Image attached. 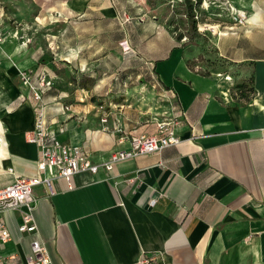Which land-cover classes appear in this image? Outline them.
I'll list each match as a JSON object with an SVG mask.
<instances>
[{
	"label": "crops",
	"instance_id": "obj_1",
	"mask_svg": "<svg viewBox=\"0 0 264 264\" xmlns=\"http://www.w3.org/2000/svg\"><path fill=\"white\" fill-rule=\"evenodd\" d=\"M93 1L34 0L45 21L55 7L64 20L91 11L98 12L97 22L113 18ZM240 5L247 23L213 39L218 63L210 74L190 68L182 46L153 65L177 104L172 127L182 142L118 162L111 172L77 174L71 189L63 180L52 182L53 192L36 187L39 233L21 234L20 213H6L11 241L0 249V264H14V255L24 261L35 238L52 264H139L145 256L155 264H264V0ZM5 29L12 33L10 25ZM6 42L0 46V137L6 143L0 187L19 176H45L37 168L39 150L26 138L36 108L20 80L42 51L19 41L6 51ZM241 85L246 95L253 89L249 99L238 91ZM73 98L75 104L64 105L62 96H44L49 129L96 164L128 150L132 137L158 135L156 127L138 126L131 117L103 113L87 95ZM122 136L127 140L120 143Z\"/></svg>",
	"mask_w": 264,
	"mask_h": 264
},
{
	"label": "rangeland",
	"instance_id": "obj_2",
	"mask_svg": "<svg viewBox=\"0 0 264 264\" xmlns=\"http://www.w3.org/2000/svg\"><path fill=\"white\" fill-rule=\"evenodd\" d=\"M191 1L197 30L190 33L193 19L187 0H94V6L113 17L101 22L94 18L96 11L87 18L64 20L56 7L45 21V11L34 0H0L3 27L12 28L3 48L12 51L19 41L32 51H42L26 72L45 73L53 81V89L45 97L62 96L68 105L79 92L101 111H116L137 121L138 126L151 125L158 131L164 124L177 122L178 108L157 77L155 62L182 46L190 68L210 74L209 69L218 63L213 39L236 26L233 13L242 11L241 0ZM29 18L32 22H27ZM20 80L29 93L22 76Z\"/></svg>",
	"mask_w": 264,
	"mask_h": 264
},
{
	"label": "built area",
	"instance_id": "obj_3",
	"mask_svg": "<svg viewBox=\"0 0 264 264\" xmlns=\"http://www.w3.org/2000/svg\"><path fill=\"white\" fill-rule=\"evenodd\" d=\"M232 9L234 10V8ZM248 18L249 14L246 12L233 13V20L237 26L245 25ZM3 24L4 14L0 13V46L7 40ZM213 31L215 34L218 33L217 30ZM221 34L222 32H219V35ZM21 76L31 98L38 104L35 109L34 129L27 133L26 138L30 144L37 146L39 150L37 168L45 176L43 178L19 176L11 184L0 187V249L11 241V233L4 221V215L11 211L20 213L21 224L18 231L23 235L31 234L37 237L39 230L34 217L36 208L34 190L36 187L43 185L53 192L52 182L63 180L71 189L73 187L72 180L77 174H97L101 169L111 172L118 162L159 153L167 147L176 146L182 142V139L176 134L175 128L171 124H164L159 128L158 135L132 137L128 150L115 151L108 161L96 164L82 147H69L63 144L49 129L44 94L53 89V81L45 73L40 72L36 74L25 72ZM102 122L107 123L108 117H103ZM126 140L127 138L124 136L119 139L120 143ZM31 249V254L24 261H16L17 256L15 255L10 259L14 264H52L49 252L39 238L33 240ZM155 261L154 257L145 256L139 264H155Z\"/></svg>",
	"mask_w": 264,
	"mask_h": 264
},
{
	"label": "trees",
	"instance_id": "obj_4",
	"mask_svg": "<svg viewBox=\"0 0 264 264\" xmlns=\"http://www.w3.org/2000/svg\"><path fill=\"white\" fill-rule=\"evenodd\" d=\"M142 1L145 2V0H142ZM187 8H188V10L190 11V17L193 19L192 29H189V32L191 33L192 30H193V31H196V30H197V21L194 19V17H195V15H194V9H195V6H194V3H193L191 0H187ZM165 13H166V15L168 16V13H167V12H165ZM178 36H180L181 39H183V34H180V35H178ZM188 65H189V64H188ZM189 67H190V66H189ZM237 89H238V91H240V94H241L245 99H249L250 96L254 94L253 89H251V90H250L251 93H250L249 95H246L245 92H244V91H245L244 89H246V86H244V85H241V86L237 87ZM233 94H234V92H233Z\"/></svg>",
	"mask_w": 264,
	"mask_h": 264
},
{
	"label": "bare ground",
	"instance_id": "obj_5",
	"mask_svg": "<svg viewBox=\"0 0 264 264\" xmlns=\"http://www.w3.org/2000/svg\"><path fill=\"white\" fill-rule=\"evenodd\" d=\"M57 7H58L59 9H61V8H62V4H58ZM50 10H51V9H50ZM50 10H49V11H50ZM237 11H238V10H237ZM239 12H240V11H239ZM241 13H242V12H241ZM0 143H1V144H0V154H2V153H4V151H5V150H4V149H5L4 147L6 146V143H5L4 139L1 138V137H0Z\"/></svg>",
	"mask_w": 264,
	"mask_h": 264
}]
</instances>
